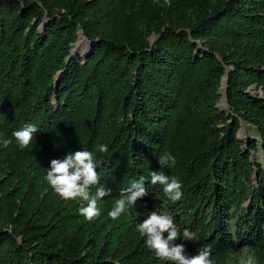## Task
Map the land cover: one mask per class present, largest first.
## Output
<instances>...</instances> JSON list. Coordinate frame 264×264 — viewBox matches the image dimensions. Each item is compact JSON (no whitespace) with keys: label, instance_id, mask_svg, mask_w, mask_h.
Instances as JSON below:
<instances>
[{"label":"trees","instance_id":"16d2710c","mask_svg":"<svg viewBox=\"0 0 264 264\" xmlns=\"http://www.w3.org/2000/svg\"><path fill=\"white\" fill-rule=\"evenodd\" d=\"M146 1L0 0V138L12 140L0 144V264H172L137 231L154 210L197 233L176 241L188 255L211 246L224 264L245 247L264 264V0H192L197 14L183 23L138 9ZM242 122L258 140L239 138ZM27 124L39 131L9 160ZM83 149L111 189L92 221L79 212L86 202L46 181L51 159ZM165 152L175 167L162 169ZM161 170L182 182L179 201L151 184ZM141 178L147 195L110 218Z\"/></svg>","mask_w":264,"mask_h":264},{"label":"clouds","instance_id":"9594fccd","mask_svg":"<svg viewBox=\"0 0 264 264\" xmlns=\"http://www.w3.org/2000/svg\"><path fill=\"white\" fill-rule=\"evenodd\" d=\"M39 130L34 124H27L22 129L14 131L13 136L18 146L23 149L28 147L33 135ZM0 144L7 148L12 144L9 138H0ZM99 153H107L106 144H98ZM159 163L163 168H173L176 165V157L170 152H165L159 157ZM97 162L93 151L86 149L69 152L63 158H54L50 161L46 181L53 191L64 200H82L86 206L79 209L80 214L92 221L101 215L98 202L111 195V189L100 183V177L96 170ZM151 184L160 185L164 196L176 202L182 198V182L175 176L166 175L163 170L152 172ZM94 189V192H93ZM147 195L144 180L134 182L126 192H122L120 198L115 200L114 206L108 212L113 220L118 219L137 201ZM137 231L146 237V245L162 260L172 264H214L211 258V246H204L195 255L186 253L184 243H176L178 240L192 242L197 240V233L184 229L181 233L173 218L157 210L149 212L147 218L137 225ZM165 234L167 236L165 237ZM247 264H253L251 257Z\"/></svg>","mask_w":264,"mask_h":264},{"label":"rangeland","instance_id":"374dc122","mask_svg":"<svg viewBox=\"0 0 264 264\" xmlns=\"http://www.w3.org/2000/svg\"><path fill=\"white\" fill-rule=\"evenodd\" d=\"M191 1L192 0H149V1H146L144 6L138 5L139 6L138 9L147 10L153 16H156V15L162 16L164 12L169 9L170 13H172L175 20L183 23L187 19H192L197 14L196 9L194 8V5L191 3ZM208 1L212 2L214 0H208ZM159 19H161V17H159L157 21ZM148 20L151 21L152 19H148ZM80 34L82 33L80 32ZM151 36H152L151 39H154L156 35L152 34ZM79 39L80 38H78V40L74 43L72 52L74 54H79L81 56L85 51H87L88 42L85 38L84 39L86 40V42L85 41L81 42V40L79 41ZM221 90L223 94V89ZM256 91H258L261 94L260 89ZM218 107L220 109H228L224 94L222 95V97L220 98L218 102ZM238 136L240 139H244V140H248V139L258 140L259 139L256 128L252 126L251 124H248L245 122L241 123V127L238 130ZM6 156L8 157L9 160L15 161L22 156V149L18 145L12 146L11 148H9ZM251 158L252 160L256 159V160L262 161L263 155H262L261 149H258V151L253 152ZM2 164H3L2 167H0V179L6 175V172L8 169V164L6 161H4ZM154 206H158V205L155 204ZM249 257L252 258L253 264H257L253 253L248 248L243 247V248H240L232 252L224 264H247V260Z\"/></svg>","mask_w":264,"mask_h":264},{"label":"water","instance_id":"95a60500","mask_svg":"<svg viewBox=\"0 0 264 264\" xmlns=\"http://www.w3.org/2000/svg\"><path fill=\"white\" fill-rule=\"evenodd\" d=\"M81 32V31H80ZM226 83H227V75L225 76V85H226ZM226 92V86H225V88H224V93ZM225 100H226V97H225ZM218 105V104H217Z\"/></svg>","mask_w":264,"mask_h":264},{"label":"bare ground","instance_id":"6f19581e","mask_svg":"<svg viewBox=\"0 0 264 264\" xmlns=\"http://www.w3.org/2000/svg\"><path fill=\"white\" fill-rule=\"evenodd\" d=\"M80 40H81V42H83V41H85L84 40V37L81 35V37H80ZM224 84H225V80H224ZM225 86V85H224Z\"/></svg>","mask_w":264,"mask_h":264}]
</instances>
